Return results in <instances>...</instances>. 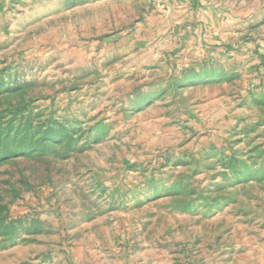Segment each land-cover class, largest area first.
Masks as SVG:
<instances>
[{"label":"rangeland","instance_id":"obj_1","mask_svg":"<svg viewBox=\"0 0 264 264\" xmlns=\"http://www.w3.org/2000/svg\"><path fill=\"white\" fill-rule=\"evenodd\" d=\"M0 0V264H264V0Z\"/></svg>","mask_w":264,"mask_h":264},{"label":"crops","instance_id":"obj_2","mask_svg":"<svg viewBox=\"0 0 264 264\" xmlns=\"http://www.w3.org/2000/svg\"><path fill=\"white\" fill-rule=\"evenodd\" d=\"M155 1H157V3H159V5L162 4V6H167V7H169V6H170L169 2H171V1H173V0H155ZM178 1H179V0H178Z\"/></svg>","mask_w":264,"mask_h":264}]
</instances>
